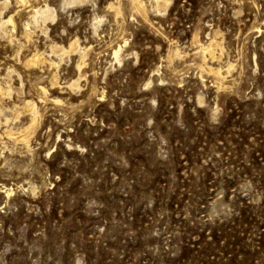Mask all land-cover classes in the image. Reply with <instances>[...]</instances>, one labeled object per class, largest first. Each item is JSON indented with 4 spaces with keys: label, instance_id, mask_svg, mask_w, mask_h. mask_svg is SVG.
Returning <instances> with one entry per match:
<instances>
[{
    "label": "rangeland",
    "instance_id": "obj_1",
    "mask_svg": "<svg viewBox=\"0 0 264 264\" xmlns=\"http://www.w3.org/2000/svg\"><path fill=\"white\" fill-rule=\"evenodd\" d=\"M130 1L0 0V264H264V0Z\"/></svg>",
    "mask_w": 264,
    "mask_h": 264
},
{
    "label": "bare ground",
    "instance_id": "obj_2",
    "mask_svg": "<svg viewBox=\"0 0 264 264\" xmlns=\"http://www.w3.org/2000/svg\"><path fill=\"white\" fill-rule=\"evenodd\" d=\"M20 1V0H19ZM21 1H25V0H21ZM170 0H154V5L156 6V7H159V6H161V5H164V6H166L167 5V3L169 2ZM72 2H75V0H72ZM130 2H132L134 5H135V7H137L138 9H144L145 7H144V1L142 2V0H132V1H130ZM137 8H135V9H137ZM44 9H46V8H44ZM1 11V10H0ZM49 11V10H48ZM35 12V11H34ZM141 12V11H140ZM36 14V13H35ZM34 14V15H35ZM41 14V13H40ZM42 14H43V12H42ZM48 14V13H47ZM143 14V13H142ZM33 15V17H35ZM37 16V15H36ZM44 16V15H43ZM50 16V15H49ZM8 19V18H7ZM34 19H36V18H34ZM33 19V20H34ZM9 20L11 21L12 19H11V17H9ZM37 20V19H36ZM36 20H34L35 22H36ZM33 21V22H34ZM8 22V21H7ZM75 42V41H74ZM73 43V42H72ZM211 44V43H210ZM74 45H75V43H73L72 45H71V47H72V49L74 48ZM209 45V44H208ZM54 48H56L55 46H53ZM207 48V50L209 51V50H211V46L209 45L208 47H206ZM206 48H204L205 50H206ZM213 49V48H212ZM53 50V49H52ZM56 50V49H55ZM54 51V50H53ZM62 51V50H61ZM212 52V51H211ZM37 54V53H36ZM114 54L116 55V57H117V54H118V50H116L115 49V51H114ZM43 58V57H42ZM37 59H39V56H38V54L37 55H33L32 56V58L30 59V61L33 63L35 60H37ZM215 68V67H214ZM208 69V68H207ZM211 70H213V68L211 69ZM202 71V70H201ZM208 71V70H207ZM210 71V70H209ZM217 71V70H216ZM213 72V71H212ZM217 72H215V74H216ZM217 76V75H216ZM219 76V75H218ZM221 76V75H220ZM223 80V79H222ZM28 106H30V107H32V105H28ZM34 106V105H33ZM29 109H31V108H29ZM31 111V110H30ZM33 112V111H32Z\"/></svg>",
    "mask_w": 264,
    "mask_h": 264
}]
</instances>
